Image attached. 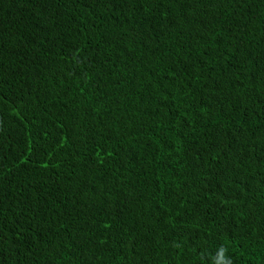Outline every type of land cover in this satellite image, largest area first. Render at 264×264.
I'll return each instance as SVG.
<instances>
[{
    "label": "trees",
    "instance_id": "trees-1",
    "mask_svg": "<svg viewBox=\"0 0 264 264\" xmlns=\"http://www.w3.org/2000/svg\"><path fill=\"white\" fill-rule=\"evenodd\" d=\"M264 264V0H0V264Z\"/></svg>",
    "mask_w": 264,
    "mask_h": 264
},
{
    "label": "clouds",
    "instance_id": "clouds-1",
    "mask_svg": "<svg viewBox=\"0 0 264 264\" xmlns=\"http://www.w3.org/2000/svg\"><path fill=\"white\" fill-rule=\"evenodd\" d=\"M214 264H232L231 258L227 255V249L221 246L213 257Z\"/></svg>",
    "mask_w": 264,
    "mask_h": 264
}]
</instances>
